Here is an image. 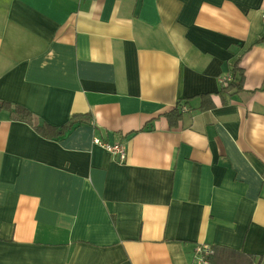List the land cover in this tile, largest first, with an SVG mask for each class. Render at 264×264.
<instances>
[{
	"label": "crops",
	"instance_id": "crops-1",
	"mask_svg": "<svg viewBox=\"0 0 264 264\" xmlns=\"http://www.w3.org/2000/svg\"><path fill=\"white\" fill-rule=\"evenodd\" d=\"M263 14L264 0H0V102L53 127L87 119L47 139L0 111V264H191L200 244L264 264ZM236 62L241 90L219 94Z\"/></svg>",
	"mask_w": 264,
	"mask_h": 264
},
{
	"label": "trees",
	"instance_id": "trees-1",
	"mask_svg": "<svg viewBox=\"0 0 264 264\" xmlns=\"http://www.w3.org/2000/svg\"><path fill=\"white\" fill-rule=\"evenodd\" d=\"M228 74L230 75L231 79L226 86L221 85L219 94L227 95L230 93H236L241 90L244 75L243 70L238 67V62H236L229 69ZM210 106L211 104H208V106L206 107ZM181 107L182 104L178 101L176 103V106H174L170 111H168L164 115L168 120V124L171 128H176L177 123L182 116ZM0 111L6 113L8 118L11 120H17L28 123L30 126L33 127L37 134L47 139H60L66 134H68L70 131H72V129L87 120L86 116L84 115H74L64 125L60 127H53L45 123L39 122L38 119L33 116L30 111L18 105H11L10 103L0 102ZM212 248L214 250V255L211 258L212 264H260V261L256 262L255 257L252 255L243 254L241 252H237L226 247L218 246Z\"/></svg>",
	"mask_w": 264,
	"mask_h": 264
},
{
	"label": "built area",
	"instance_id": "built-area-1",
	"mask_svg": "<svg viewBox=\"0 0 264 264\" xmlns=\"http://www.w3.org/2000/svg\"><path fill=\"white\" fill-rule=\"evenodd\" d=\"M264 18V14L262 15ZM230 75L226 74L221 78L220 82L222 86H226L230 81ZM93 144L101 147L107 153L112 155L118 162L123 163L127 158V148L122 143L109 144L101 141L100 139L94 138ZM214 255V250L207 244L197 245L194 249V257L191 264H212L211 258Z\"/></svg>",
	"mask_w": 264,
	"mask_h": 264
}]
</instances>
